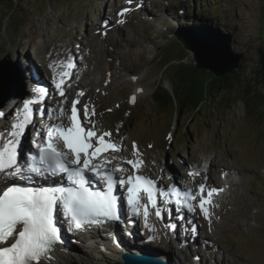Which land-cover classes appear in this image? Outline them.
Listing matches in <instances>:
<instances>
[{
    "label": "rangeland",
    "instance_id": "obj_1",
    "mask_svg": "<svg viewBox=\"0 0 264 264\" xmlns=\"http://www.w3.org/2000/svg\"><path fill=\"white\" fill-rule=\"evenodd\" d=\"M193 5L215 19H199L192 13ZM263 6L264 0H133L132 4L127 0H15L13 7L0 6V61L15 75L17 95L8 99L4 93L0 105L6 113L14 109L24 76L33 71H38L39 79L43 78L49 86L52 79L48 80L46 75L53 72L49 68L50 59L74 58L83 48L89 58L92 57L89 59L86 55L85 61L88 69V62H92L89 87L92 93L111 74V82L103 85L93 99L98 113L93 119L99 120L104 130H112L114 134L120 127L127 143L125 155L132 158L135 141L143 153L142 171L153 179L168 184L179 175L181 182L195 184L197 188L199 181L208 182L203 172L212 169L216 175L210 174V183L224 189L212 198L216 206L211 208L214 213L211 231L208 220L200 211L194 217L195 225H198L197 244L192 236L177 237L176 241L181 240L179 244H191L184 250L183 246L173 243L179 251L176 260L181 259V264H189L187 260H193L194 264H264V104L252 112L243 97L248 89L264 94V84L254 78L260 67V47L264 46ZM123 8L131 11L123 17L118 16ZM106 19L110 21L107 28L103 26ZM120 19L125 22L118 23ZM195 24L202 29L212 27L213 33L228 38L234 52L241 53L240 65L234 73L243 82L216 100L206 99L194 115L189 111L177 118L176 112L169 107L165 109L152 101V94L159 83L173 91L175 69L194 70L193 55L178 41L175 32ZM118 28L123 34H119ZM102 30L124 38L115 47L116 53L110 50L112 43L100 32ZM7 48L17 63L8 55L5 57L10 53ZM49 53H52L51 57ZM17 64L21 65V73ZM23 68H26L25 72ZM76 76L79 81L84 80L82 73ZM133 76L139 79L133 80ZM99 79L102 82H98ZM120 79L127 80L129 85L117 84ZM73 86L75 89L69 101L77 89H82L78 83ZM140 87L150 91L138 92ZM83 90L87 92L85 88ZM133 95L136 96L135 104L130 102ZM109 108L111 112L107 111ZM150 144L152 147H148ZM190 170L199 174L201 170L195 183L188 175ZM225 172L228 178H224ZM228 181L231 190L225 189ZM155 229L156 238L161 237L159 229ZM140 230L139 227L135 231L143 240ZM166 239L162 241L171 249ZM57 251L64 252V249L60 247ZM198 252H201V258ZM218 253L221 259L223 256L222 260L217 259ZM115 261L119 259L96 263Z\"/></svg>",
    "mask_w": 264,
    "mask_h": 264
},
{
    "label": "snow or ice",
    "instance_id": "obj_2",
    "mask_svg": "<svg viewBox=\"0 0 264 264\" xmlns=\"http://www.w3.org/2000/svg\"><path fill=\"white\" fill-rule=\"evenodd\" d=\"M129 11L123 8L118 15L123 17ZM109 24L106 19L103 26ZM82 60L83 56L50 59L53 78L49 86L37 83L22 107L8 113L0 105V120L13 118L0 130V264H51L57 246L64 243L65 225L70 231H87L120 223L124 208L131 213L128 223L135 224L142 214L145 226L155 233V226L149 224L152 210L163 222L173 211L183 220L180 213L194 215L199 207L211 231V208L216 206L212 198L224 189L205 183H200L198 190L178 184L161 187L158 180L146 176L138 144L133 141L129 159L120 127L114 134L93 119L98 115L96 104L81 102L83 89L69 101L70 89L78 80L73 70ZM57 66L67 70L57 71ZM137 91L144 92V88ZM49 100L54 101L51 106ZM130 102L136 103L135 95ZM188 175L195 183L199 173L190 170ZM188 224V231L198 234V226L191 220ZM163 227L174 233L178 225L164 223Z\"/></svg>",
    "mask_w": 264,
    "mask_h": 264
},
{
    "label": "bare ground",
    "instance_id": "obj_3",
    "mask_svg": "<svg viewBox=\"0 0 264 264\" xmlns=\"http://www.w3.org/2000/svg\"><path fill=\"white\" fill-rule=\"evenodd\" d=\"M209 31L212 32L211 30H209ZM100 32L102 34H104L106 32V30H104V31L102 30ZM118 32H119V34H123V30H121L120 28H118ZM106 39L111 41L112 46H111L110 50H112V51L113 50L115 51V47H117V45H120V43H122L124 41V38L122 36L118 37L117 34H114L112 31H109V33L107 34ZM83 43L84 44L86 43L88 45L90 44L89 41L88 42L87 41H83ZM0 45H2V44L0 43ZM7 49H8V52H9L10 51L9 48H7ZM83 50L84 49L82 48L80 50V53H79L80 56H83V60L80 62V66L77 69L73 70V71H75L76 74L78 73V75H81V73H82V77L84 78V80L82 82L77 80V82L74 85H77V83H78V85L80 84V86H82V89H84V88L86 89L87 92L85 93V96L82 98V101H84L85 103H89V102H93L94 101L93 99H95L94 97L97 95V91H94L92 93V91L89 89L90 85L92 84V76H91L92 75V71L91 70H93V67H91L92 62H88V64L90 65V68H89L90 71H89L88 68L85 67V61H86V55L87 54ZM73 51H75V50H73ZM5 53H7V52H5ZM92 53H93V51H92ZM115 53H116V51H115ZM104 54L106 55V53H104ZM7 55H8V57L10 56V58H12V59L14 57V55H13V53H11V51H10V53L6 54L5 57ZM79 55L78 54L76 56L74 55V58L80 57ZM88 58H89V56H88ZM91 58H89V59H91ZM96 58H98V57L96 56ZM16 60L13 59L12 61L16 62ZM92 60H95V59H92ZM105 62H107V60H105ZM97 63H96V65H97ZM17 65H18V70H19L21 65H19V64H17ZM59 67L60 66H57V71H65V70H67L65 68L62 69L61 67H60L61 70H59ZM101 68H102V66H101ZM25 69L26 68H23L22 70L24 71ZM19 72L20 73L22 72L21 69H20ZM38 73H39L38 71L37 72L33 71L32 73L29 74V76H27V75H26V77L24 76L21 88L19 87L20 91L18 93V99L16 100V103L21 104L23 102V100L29 98L30 95L32 94L31 93L32 88H34L37 83H39L40 85L44 86V84H42L41 81H39V74ZM18 76H19V74H18ZM18 76H17V78H18ZM99 76H100V74H99ZM46 77L48 78V80H51L53 78V72H49V75H46ZM96 80L97 79H95V81ZM103 80H104V78H103ZM98 82H102V79H99ZM116 83L117 84H123L124 86H128L129 85V82L127 80H124V79H122V80L120 79V81L117 80ZM138 84H139V82H138ZM103 85L105 86V83H103ZM103 85H101V87ZM94 86H95V83H94ZM72 88H73V90L75 89L74 86ZM79 89H81V88H79ZM79 89H77V90H79ZM73 90L70 91V94H71V92ZM76 91H75V94H76ZM144 91L146 93H148L150 90L145 88ZM70 94H69V97H70ZM2 96H3V94L0 95V97H2ZM89 98H90V100H89ZM10 102H11V100H10ZM52 103H54V101ZM14 105H15V103H14ZM12 119L13 118L10 116L8 120H3V123L0 124L1 125L0 126V130L5 129V127L3 126L4 123L6 124V127H7L9 125V122ZM126 145H127V143H126ZM191 165H192V163H191ZM204 169H206V167H204ZM223 172L224 171H222L221 173H223ZM203 173L206 176V179L208 181V182H205V184H207L210 187H213V185L210 183L211 182L210 181L211 180L210 174H213V173L215 174V171L212 170V169H206V171H204ZM200 174H201V170H200ZM223 176H225V175H223ZM223 176L221 177V179L223 178ZM179 177H181V176L175 175L173 177L175 182L181 181V178H179ZM226 177L227 176H225L224 178H226ZM215 178H217V177H215ZM217 180H218V178H217ZM162 182H160V184H162L160 186H163V185L165 186V184H163ZM200 183H203V182L199 181V184ZM226 184L227 185H226L225 189L226 190H231L232 187L230 186L229 181ZM168 207H171V205H168ZM152 211H153V214L150 215L149 217H151L153 219L152 221H154V217H153L154 210H152ZM182 216H184L185 219H183V220L179 219L178 216H177V213L175 211H173L170 215H166L165 220L163 222L158 220L157 224H161L162 226H163L164 223H175V224L178 225V227H177V229H176V231L174 233L170 232L168 229L164 228V231H167V235L166 234L165 235L169 237V239L166 242H168L169 246H171V249L166 246L167 244H165L160 237L159 238L157 237L156 240L154 239V240H151V241L150 240L145 241L144 239L142 240L138 236V234L136 232L137 230L135 231V229H134L135 227L131 228V227H129V225H126V226L122 227L121 224L115 223L114 225H112L110 227L98 228V229L93 230L91 233H86V234H84L82 236H76V235L70 234L69 244L68 245H64V246H62V245L60 246L61 248L64 249V252H59V251L56 252V250H57L56 249L55 252L53 253L54 259L51 261V264H71L73 262H75V263L80 262L79 264H81V263H83V264L84 263L85 264H97L96 262L106 261V260H109V259L113 260V258L119 259V261H120V260H122L121 254L125 253V252H127V253H142V252L150 253L151 252V254H153L156 257H159V258L165 260L168 264H181L179 262V261H181V259L180 260H176V258H175V255H178L179 251H177V249L174 248L173 243L175 242V245L176 246L178 245V247H180V246L182 247L183 246L184 250L185 249L188 250L191 243L190 242H186V243L179 244V242L181 240L176 241L177 237L179 239V237L189 238L190 236H192L194 238L193 242L197 241V237L195 236V233H191V232L188 231V228H189L188 221H189V218H191V216L189 214H187L186 212H182ZM195 222H196V220H192V225L193 226H196ZM143 230L145 231L144 233L146 234V237H149V230L147 229V227H144ZM177 233H178V236H177ZM153 235H155V237H156L157 231H155V233H153ZM117 241H118V245L119 246L116 243ZM195 243L197 244V242H195ZM81 246H83V247L81 248ZM102 249H106V250H102ZM211 250H217V249H212L211 248ZM160 251L165 253V255L163 253H161ZM217 252H218V250H217ZM192 255H194V254H192ZM181 256H180V258H181ZM198 256H200V258L202 257L201 252H198ZM217 259L218 260L221 259L219 257V253H218V258ZM222 259H223V256H222ZM187 261H189L190 263L193 262V264L195 263L193 260H191V261L187 260ZM204 263L205 262H201L200 264H204Z\"/></svg>",
    "mask_w": 264,
    "mask_h": 264
},
{
    "label": "trees",
    "instance_id": "obj_4",
    "mask_svg": "<svg viewBox=\"0 0 264 264\" xmlns=\"http://www.w3.org/2000/svg\"><path fill=\"white\" fill-rule=\"evenodd\" d=\"M14 5L15 0H0V6L2 7H13ZM201 6L203 5L201 4ZM191 10L199 19L202 17L208 18L209 20L214 18L211 17L210 14L204 13L203 10H196L194 5L191 7ZM262 13L264 27V6L262 7ZM178 18H180V16ZM176 23L178 25L181 24L178 20ZM195 23H197V21H195ZM194 26L197 25L195 24ZM208 29L213 32L215 31L212 27ZM262 40L264 43V34ZM260 54V67L255 71L254 78L259 83L264 84V46L260 47ZM188 69L178 68L173 71V91H170L159 83L156 85L152 94V101L165 109L169 107L171 111L176 112L177 118L185 115L189 111H192L194 115L196 112L200 111L201 105L206 99L211 98L216 100L225 91L234 89L238 83L243 82L240 77L235 76L234 69L221 76H215L212 72L206 70H198L195 66L192 67V69H194L192 71H188ZM211 74L212 76L208 77ZM243 97L246 106L252 112H255L256 109L264 104V94L255 93L254 90H246Z\"/></svg>",
    "mask_w": 264,
    "mask_h": 264
},
{
    "label": "water",
    "instance_id": "obj_5",
    "mask_svg": "<svg viewBox=\"0 0 264 264\" xmlns=\"http://www.w3.org/2000/svg\"><path fill=\"white\" fill-rule=\"evenodd\" d=\"M178 41L187 51L193 55L194 66L199 70L212 72L221 76L231 72L240 65L241 53L234 52L230 47L228 38L219 36L202 29L199 26L178 28L175 32ZM17 80L9 67L0 61V95L6 93V97L16 95ZM122 260L108 262L106 264H168L165 260L147 252L122 253ZM79 264V263H71Z\"/></svg>",
    "mask_w": 264,
    "mask_h": 264
}]
</instances>
